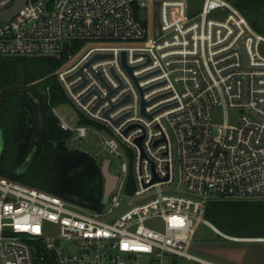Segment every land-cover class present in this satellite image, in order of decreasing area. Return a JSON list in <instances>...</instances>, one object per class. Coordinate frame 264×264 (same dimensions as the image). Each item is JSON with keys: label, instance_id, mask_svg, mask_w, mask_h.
<instances>
[{"label": "built area", "instance_id": "built-area-1", "mask_svg": "<svg viewBox=\"0 0 264 264\" xmlns=\"http://www.w3.org/2000/svg\"><path fill=\"white\" fill-rule=\"evenodd\" d=\"M189 1L26 0L0 21V57L60 58L66 43L91 45L57 73L79 115L70 124L52 113L71 141L92 131L116 158L132 151L135 183L127 197L122 162L93 211L0 177L1 264H167L169 255L221 264L188 249L212 199L264 201V36L226 0H201L193 16ZM13 3L0 0V12ZM143 9L148 28L137 18ZM215 107L238 120L213 124Z\"/></svg>", "mask_w": 264, "mask_h": 264}, {"label": "trees", "instance_id": "trees-1", "mask_svg": "<svg viewBox=\"0 0 264 264\" xmlns=\"http://www.w3.org/2000/svg\"><path fill=\"white\" fill-rule=\"evenodd\" d=\"M226 1L264 36V0ZM68 51L60 58L0 57V177L100 211L104 207L103 163L70 149L67 140L71 134L60 128L52 113L53 108L69 103L55 76ZM40 83L41 89L37 88ZM80 123L97 126L83 117ZM205 217L229 237L264 238V201L218 199L208 203Z\"/></svg>", "mask_w": 264, "mask_h": 264}, {"label": "rangeland", "instance_id": "rangeland-1", "mask_svg": "<svg viewBox=\"0 0 264 264\" xmlns=\"http://www.w3.org/2000/svg\"><path fill=\"white\" fill-rule=\"evenodd\" d=\"M189 5H191V13L190 16L196 14L202 5L201 0H190ZM137 18L142 22V24L148 28L150 25V17L147 13V10L143 9L141 11H137ZM91 45L84 42H73L66 43L63 45L64 49H68V54L71 56H77L76 60L79 56L83 55V52L86 51ZM261 54L264 55V43L261 44ZM74 57V58H75ZM75 60V61H76ZM72 61L66 60L55 72V76L57 77L58 71L64 70L72 66ZM57 79V78H56ZM58 82V81H57ZM59 83V82H58ZM60 85V84H59ZM37 88L41 89L42 84H38ZM59 112L65 116L66 121L70 124L71 119L75 118L79 115L77 109L69 102L60 105L57 107ZM239 118V113L233 110L223 109V107H215L213 109V124L221 125L225 121H228L231 124H235ZM105 131V129H104ZM216 132V129H214ZM97 135L89 131L86 138L74 142L71 141L70 138L67 140V146L70 149H74L83 153H86L93 157L98 163H103L105 160L110 161L109 171L113 175H121L120 164L122 162H126L128 166V172L126 174V182H127V190L128 192L125 195L128 197L135 189L134 183V153L129 149L123 147L124 158H116L115 156L109 154L106 151H103V148L98 145ZM1 137H0V148H1ZM1 150V149H0ZM13 165V164H12ZM218 200L217 198L212 199V201ZM128 199L123 198L121 209L117 210L115 215H118L120 211L125 207ZM247 201H263V200H247ZM209 202V203H210ZM204 220H206L204 214ZM208 222V221H207ZM148 225L151 227H155L157 229L161 228V222L159 220H154L149 222ZM220 232L215 228L211 223L208 222L207 225L200 224L197 228L195 238L192 241L188 254L195 256L197 258L203 260H209L218 262L221 264H264V238H235L238 241H231L226 239L225 237H229L220 232L218 234L216 231ZM242 234H253V232L243 231ZM45 235L50 237H56L58 235L57 227L48 223H45ZM225 236V237H223ZM61 245L68 252L77 253L79 252V247L77 246H69L65 242H61ZM33 246V245H32ZM1 264V261H0ZM167 264H200L197 261L187 260L183 257L169 255L167 256Z\"/></svg>", "mask_w": 264, "mask_h": 264}, {"label": "water", "instance_id": "water-1", "mask_svg": "<svg viewBox=\"0 0 264 264\" xmlns=\"http://www.w3.org/2000/svg\"><path fill=\"white\" fill-rule=\"evenodd\" d=\"M25 2H26V0H14L13 5L9 9L0 12V21H6V20H9L10 18H12L15 14H17L19 9L25 4ZM124 56L125 55L123 54V64L125 65ZM100 58H105V56H96L92 61L100 59ZM127 69L129 71H131L129 68H127ZM37 118H38L39 127L42 128L43 119H42V113L40 110H38V112H37ZM109 165H110V161L105 160L102 164V167H101V172H102V175H103L104 180H105L103 197H102V203L103 204L107 203L109 196L112 193V191L114 190L115 185H116L117 180H118V177L116 175H113L112 173H110Z\"/></svg>", "mask_w": 264, "mask_h": 264}]
</instances>
